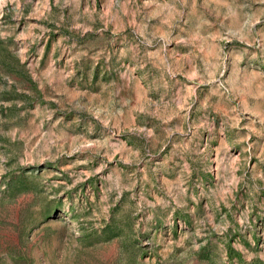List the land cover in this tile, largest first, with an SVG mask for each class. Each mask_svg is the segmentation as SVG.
I'll return each mask as SVG.
<instances>
[{
	"label": "rangeland",
	"instance_id": "1",
	"mask_svg": "<svg viewBox=\"0 0 264 264\" xmlns=\"http://www.w3.org/2000/svg\"><path fill=\"white\" fill-rule=\"evenodd\" d=\"M0 264H264V0H0Z\"/></svg>",
	"mask_w": 264,
	"mask_h": 264
}]
</instances>
